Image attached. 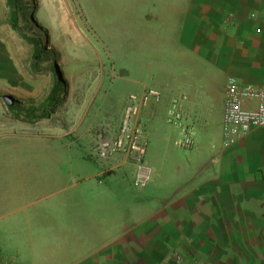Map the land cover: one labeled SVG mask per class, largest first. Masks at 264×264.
<instances>
[{"label": "crops", "instance_id": "obj_1", "mask_svg": "<svg viewBox=\"0 0 264 264\" xmlns=\"http://www.w3.org/2000/svg\"><path fill=\"white\" fill-rule=\"evenodd\" d=\"M134 1L133 60L122 75L130 94L160 93L141 111L148 184L0 177V264H162L175 247L206 264H264V128L222 145L227 79L264 85V0ZM7 9L0 0V88L23 71ZM175 99L180 125L168 122ZM185 128L191 145L181 144ZM103 164L124 170L132 163L117 155ZM58 178L69 183L60 191Z\"/></svg>", "mask_w": 264, "mask_h": 264}, {"label": "rangeland", "instance_id": "obj_2", "mask_svg": "<svg viewBox=\"0 0 264 264\" xmlns=\"http://www.w3.org/2000/svg\"><path fill=\"white\" fill-rule=\"evenodd\" d=\"M22 2L17 29L7 9L9 40L23 71L15 72L9 85L0 88V177H135L138 165L133 160L129 169L118 170L90 152L104 125L118 123L129 96L142 97L147 91L130 94L128 77L122 75L133 60L130 21L138 2ZM169 6H175L174 0ZM160 15L147 14L153 19ZM54 71L63 83L55 102L47 107ZM5 95L13 96L19 108L11 109ZM30 107L37 109L31 119L20 113ZM58 179L56 190L60 191L69 183Z\"/></svg>", "mask_w": 264, "mask_h": 264}, {"label": "built area", "instance_id": "obj_3", "mask_svg": "<svg viewBox=\"0 0 264 264\" xmlns=\"http://www.w3.org/2000/svg\"><path fill=\"white\" fill-rule=\"evenodd\" d=\"M159 91L149 88L141 97L131 94L124 106L122 118L117 125L106 123L96 136L95 145L90 155L93 158L108 162L117 155H127L138 165V172L134 177V185L145 187L151 171L146 165V154L149 140L145 124L141 120V111L149 97H159ZM181 104L176 99L169 110L168 122L182 121ZM264 128V85L241 83L230 76L224 97V115L222 122V145L229 148L238 143L253 130ZM185 128L183 145H191L193 137ZM162 264H206L201 257L187 252L182 247H175L163 260Z\"/></svg>", "mask_w": 264, "mask_h": 264}, {"label": "trees", "instance_id": "obj_4", "mask_svg": "<svg viewBox=\"0 0 264 264\" xmlns=\"http://www.w3.org/2000/svg\"><path fill=\"white\" fill-rule=\"evenodd\" d=\"M7 4L10 7V23L14 28H18L19 26V13L24 9V3L22 0H7ZM63 81H61L58 86L54 85L50 95L46 99L45 106H50L55 102V95L59 90V87L62 85ZM11 109L19 108L16 104L9 106ZM37 109L35 107H30L28 109H22L20 113H24L27 118L31 119L36 115Z\"/></svg>", "mask_w": 264, "mask_h": 264}, {"label": "water", "instance_id": "obj_5", "mask_svg": "<svg viewBox=\"0 0 264 264\" xmlns=\"http://www.w3.org/2000/svg\"><path fill=\"white\" fill-rule=\"evenodd\" d=\"M4 100L6 101V103H7L9 106L15 104V99H14V97L11 96V95H5V96H4Z\"/></svg>", "mask_w": 264, "mask_h": 264}]
</instances>
